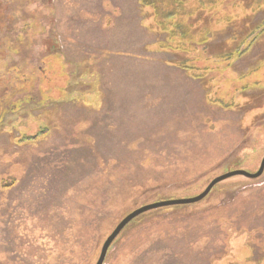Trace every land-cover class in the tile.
Wrapping results in <instances>:
<instances>
[{
	"label": "rangeland",
	"instance_id": "374dc122",
	"mask_svg": "<svg viewBox=\"0 0 264 264\" xmlns=\"http://www.w3.org/2000/svg\"><path fill=\"white\" fill-rule=\"evenodd\" d=\"M156 1L159 15L141 0H0V264H97L133 211L259 170L264 0H216V20L205 0ZM109 251L106 264H264V174L144 213Z\"/></svg>",
	"mask_w": 264,
	"mask_h": 264
},
{
	"label": "water",
	"instance_id": "95a60500",
	"mask_svg": "<svg viewBox=\"0 0 264 264\" xmlns=\"http://www.w3.org/2000/svg\"><path fill=\"white\" fill-rule=\"evenodd\" d=\"M263 174H264V158L261 162L259 170L256 173H248V172L242 171V170L230 171V172L225 173L224 175L218 176L217 178L213 179L212 182L207 187V189L198 196H195L192 198H185V199H174V200L161 201V202H157V203H153V204H148L146 206H143V207L133 211L132 213L127 215V217L123 221H121V223H119V225L116 227V229L106 239V241L102 247L101 254H100V257L98 259L97 264H106L105 260L109 255L110 247L113 245V243L116 241V239L120 236V234L124 231L126 226L129 223H131L134 219H136L137 217L143 215L144 213H147V212L153 211V210H158V209L165 208V207L197 204V203L203 201L204 199H206L209 196L212 189L216 185H218V184H220V183H222L228 179H231L234 177H244L247 179L256 180V179H259Z\"/></svg>",
	"mask_w": 264,
	"mask_h": 264
},
{
	"label": "trees",
	"instance_id": "16d2710c",
	"mask_svg": "<svg viewBox=\"0 0 264 264\" xmlns=\"http://www.w3.org/2000/svg\"><path fill=\"white\" fill-rule=\"evenodd\" d=\"M184 1H186V0H184ZM184 1H182V4H183V2ZM202 2H203V0H199V8H201L203 5H201L202 4ZM141 3H144V4H146V5H150V6H154V9L156 10V12H157V15H159L161 12H162V10H161V8H160V6H158V2L156 1V0H141ZM205 3L207 4V5H209V6H206L207 8H210V7H212L213 6V8H214V12H213V14H211V15H213V17H214V19L216 20L217 18H218V16H219V14L220 13H218V11H217V8H218V5H217V3H218V1L216 2V0H205ZM185 4V3H184ZM246 10V9H245ZM251 10L254 12V11H256L257 10V8H256V6L255 5H253L252 6V8H251ZM248 12H249V10H247ZM253 12H249V13H253ZM247 12L245 11L244 12V14H243V16L246 14ZM242 16V17H243ZM236 21H238V15H235V14H232V15H229V16H226V18H225V22L224 23H226V24H232V23H234V22H236ZM188 28L189 29H192V26H188ZM260 28H262V30H261V32H259V34H257V37H259L260 38V36L261 35H263L264 34V24L262 23L261 25H259L258 26V30L260 29ZM186 32H187V34H188V31L186 30ZM189 35V34H188ZM206 35H207V32H206ZM198 36V38L196 39V45H203V44H206V41L209 39H207L206 37L204 38V35L203 34H200V35H197ZM196 36V37H197ZM186 38H188V37H186ZM195 38V36H190L189 37V40H193ZM246 38H248V37H246ZM256 39H252L248 44H247V41H245V43L244 42H242L241 44H243L244 43V45H246L247 44V46H250L254 41H255ZM239 46V48H238V50L236 49L235 51H231V52H229V53H227V54H224V55H222L221 56V59H224L223 61L224 62H229L231 59H233V57L234 56H238V57H240V55H242V54H244V52H246L247 50H248V48L247 47H245L244 49H240L241 47H240V45H238ZM240 50H242V51H240ZM223 57V58H222ZM188 60H189V58H187V64H190L189 62H188ZM187 64H182V66L181 65H179L181 68H183V69H188L189 71H190V68L191 67H189V65H187ZM193 69V68H192ZM195 70V69H194ZM200 72H202L201 73V75H204L203 74V72H206L207 70L205 69V68H201L200 70H199ZM196 71H194L193 73H195ZM191 73V72H190ZM192 73V74H193ZM13 184H14V182H12V186H13ZM10 184H7V185H5V187L6 188H10V187H12Z\"/></svg>",
	"mask_w": 264,
	"mask_h": 264
},
{
	"label": "crops",
	"instance_id": "0c3cea01",
	"mask_svg": "<svg viewBox=\"0 0 264 264\" xmlns=\"http://www.w3.org/2000/svg\"><path fill=\"white\" fill-rule=\"evenodd\" d=\"M247 14V13H246ZM243 16V15H242ZM262 36H260V39H261ZM261 44V43H260Z\"/></svg>",
	"mask_w": 264,
	"mask_h": 264
},
{
	"label": "flooded vegetation",
	"instance_id": "af4514ba",
	"mask_svg": "<svg viewBox=\"0 0 264 264\" xmlns=\"http://www.w3.org/2000/svg\"><path fill=\"white\" fill-rule=\"evenodd\" d=\"M256 173V172H255Z\"/></svg>",
	"mask_w": 264,
	"mask_h": 264
}]
</instances>
